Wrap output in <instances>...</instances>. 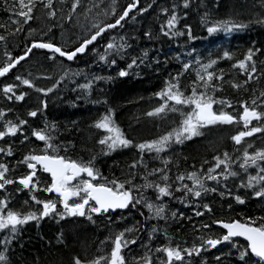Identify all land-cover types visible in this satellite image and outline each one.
<instances>
[{
  "label": "trees",
  "instance_id": "trees-1",
  "mask_svg": "<svg viewBox=\"0 0 264 264\" xmlns=\"http://www.w3.org/2000/svg\"><path fill=\"white\" fill-rule=\"evenodd\" d=\"M127 2L130 3V0H81L74 12L73 0H52L51 9L44 7L43 3H38L33 13L34 19L23 25L22 31H16L20 25L12 23L15 17L11 14L10 4L0 0V25H3L0 27V35L6 37L4 41H0V67L5 66L9 55L13 58L22 55L37 39L56 44L63 50L74 48L95 32L96 29L88 30L86 27L93 21L86 24V21L94 16L91 13L93 10L101 5L104 9L113 11L109 16L103 14L107 16L101 19L100 25H103L116 20L128 6ZM183 3L184 0H141L137 11L122 21L121 26L106 31L89 48L86 55L77 57L73 62H67L53 53L34 49L27 59L1 77L0 111L5 115L0 119V130H6L7 121L13 124H18L19 120L27 121L16 136L9 135L0 139V147L5 150L11 148L13 153L11 156L0 153V163L6 164L10 169L8 177L15 180L22 176L27 166L20 161L29 154H39L45 147L44 142L33 136V130L55 125V128L49 127L47 131L54 137L51 142L58 147L59 155L85 163L95 157L94 167L109 181L115 179L125 182L135 174L133 183L142 185L145 180L141 177L146 175L147 171L164 168L172 182L181 174L187 176L192 172L206 173L210 167H214V157L223 158L224 153L229 154L234 161L231 170L238 172L239 175L229 177L227 180L221 178L219 183L206 180L205 186L217 189L215 192H203L199 198L189 196L184 203L164 198L167 202L165 214L167 216L169 214L168 219L162 221L164 246L179 245L188 249L194 245L200 247L203 243L201 238L215 239L223 235L222 231L213 226L214 221L244 222L248 218L264 217V198L254 197L253 192L256 189L239 187L241 181H247L246 176L248 178L249 174L256 175L257 170L250 167L245 173L238 166L242 163L246 148L250 154L264 149V132L246 137L242 144L237 145L231 137L244 130L243 125H208L204 127L206 130L200 132L201 135L184 139L182 143L171 142L170 146L159 154V159L155 158L157 155L155 152L141 154L136 147L140 143L151 142L178 129L185 118L184 113L189 112V106L174 105L178 111L169 109L149 116V112L163 104L157 93L164 90L169 83H178L180 91L184 92L185 96L191 95L192 88L200 84L197 72L203 75V67L213 60L216 63L208 71L213 72L215 77L223 78L213 79L211 83L217 90L209 89L208 94L233 105L232 108H227L216 104L215 110L223 108L236 114L241 110V103H250L256 99L261 105L257 110L264 111V97H261V93H264V0H189L188 8H184ZM174 5L177 6L175 12L179 22L172 31L182 34L165 36L161 32V26L166 24ZM143 9L147 11H142ZM164 9H168L167 15ZM51 11H55V16L49 15ZM103 16L99 15L98 18ZM84 24L86 26L83 27ZM212 27L217 30L209 33L208 29ZM82 28H86L88 33L82 38L77 35L79 42L76 43V39L72 40L75 42L73 44L66 43L65 38H72L73 34ZM228 28L231 30H227ZM148 33L151 35H146ZM108 43H114L117 48L108 50ZM120 45L124 47L120 48ZM94 48L96 51L93 54L91 51ZM249 49L253 51L259 49L253 57L257 71L251 80L245 72L234 67L239 61L244 60ZM226 52L231 59L225 58ZM101 56H105V59L101 60ZM133 58L137 60V64L129 69L128 64ZM113 59L116 61L114 65L111 63ZM185 64L189 65L187 70L184 69ZM121 70H126L129 74L121 77L119 76ZM17 76L28 79L34 87L23 85L16 80ZM89 82H92L90 89L77 86ZM8 84L19 85L14 91L17 95L25 94L22 101L14 97L11 100L7 98L2 88ZM234 84L240 87H233ZM37 89L52 91L45 95ZM198 91H204L203 87H199ZM169 104L172 105V102ZM32 111L37 112L35 117L29 115ZM105 115H111L125 137L132 141L131 146L118 147L115 151L104 154L109 150L98 141L108 133L97 129L95 124ZM162 123L166 124L161 131L159 128ZM167 126L172 127L166 129ZM252 126L264 127V120L256 121ZM141 156L143 162L132 169L130 165L141 161ZM163 161L169 163L164 165ZM220 171L221 169H217V172ZM44 179L47 182V178ZM148 180L160 182L158 176H148ZM183 183L191 186L192 181L186 179ZM177 186L179 182L173 184V187ZM147 190L150 193L151 189ZM180 195L182 197L183 193H175L177 197ZM237 195L247 202L238 203L235 200ZM205 204L211 208L210 212L204 209ZM197 211L203 212V215L197 216L195 214ZM172 212L177 213L175 218L171 216ZM65 221L63 225L61 222L48 224L30 221L18 226L20 230L11 239V243L7 246L0 245V251L7 256V264H74V258L77 257L85 264H89L92 259L89 255L98 244L103 245V250L95 256L98 258L100 255H107L111 237L109 235L108 240L104 242L107 235L101 234L105 229L109 231V228L106 224L103 225L100 218L94 225L81 230L82 235L90 234L89 244L84 243L83 238L80 240L81 235H71V232H79L76 227L77 221ZM204 225L209 227L205 228ZM5 234L0 233V237ZM234 241L238 246L246 247L242 241ZM240 250L239 247H232L225 242L213 251L202 250L199 255L193 254L192 257L195 259L192 263L244 264V261L238 259ZM217 256L220 257L219 260L216 259ZM199 257L205 260L201 261ZM246 259L249 264H254V257Z\"/></svg>",
  "mask_w": 264,
  "mask_h": 264
},
{
  "label": "snow or ice",
  "instance_id": "snow-or-ice-1",
  "mask_svg": "<svg viewBox=\"0 0 264 264\" xmlns=\"http://www.w3.org/2000/svg\"><path fill=\"white\" fill-rule=\"evenodd\" d=\"M4 2L10 4L11 14L15 17L12 23L20 25L16 31H22L23 25L28 24L34 19L33 13L38 3H43L46 8H52V0H47L46 3L44 0H4ZM80 3L81 0H73V12L79 7ZM138 3L139 0H134L133 3L129 4L114 23L106 24L103 27L98 24L93 25V27L96 28L95 33L92 34L90 38L85 39L81 45L73 51L66 52L62 50L61 47H57L52 43L34 42L31 47L26 49L25 55L18 58H13L9 55L8 62L5 66L0 67V77H4L8 74L10 70L19 64L20 61L24 60L34 48L48 49L54 53H58L61 57H66L69 61L73 60L77 54L84 53L88 45L96 41L104 32L121 26V21L129 16V13L136 8ZM176 7V5L173 6L172 14L167 19L166 24L161 26V32L165 36L182 34L172 31L179 22V17L175 12ZM183 7H189V0H184ZM142 11H147V9H143ZM163 11L166 15L168 14V9H164ZM49 15L55 16V11L49 12ZM0 27H3V25H0ZM232 27H246V25H232ZM165 29H167V31H165ZM216 30L217 29L214 27L208 29L209 33L215 32ZM227 30L230 31L231 28ZM146 35L150 36L151 34L148 33ZM5 39V36L0 35V41H4ZM119 47L123 48L124 45H120ZM114 48H117V45L114 43L107 44L108 50ZM258 51L259 49L255 51L249 49L244 60L234 65V67H238L245 72L249 80L254 78L253 74L257 71L253 57ZM145 55L147 54L145 53ZM224 56L225 58L231 59L227 52L224 53ZM100 58L104 60L105 56H101ZM111 63L114 65L116 63L115 59H113ZM215 63L216 61L213 60L205 65L203 67V75L199 71L197 72V80L200 84L192 88L191 95L185 96L184 92L180 91L178 83H169L164 90L157 93V96L163 101V104L153 112H149V116L157 115L169 109L171 111H178L179 109L174 105L189 106L191 111L184 113L185 118L178 129L162 135L157 140L136 145L141 154L145 152H155L157 154L155 158L159 159V154L170 146L173 139L176 143H182L184 139H191L193 136L201 135L199 129L208 125L242 123L244 130L238 131L236 135L231 137L237 145L242 144L246 137L264 132V127L262 126L250 127L252 121L255 120L259 122L264 120V111L257 110L261 105L257 103L256 99H253L250 103H241L240 107L242 108V112L236 114L225 111L223 108L221 110H214V105L216 104H220L227 108L233 107L230 102L217 100L212 95L208 94L209 89L212 91L217 90L216 86L211 83L213 79L223 78L222 76L215 77L213 72L208 71ZM136 64L137 60L133 58L132 62L128 64V68L131 69ZM188 68L189 65L185 64L184 69L187 70ZM128 74L126 70H121L119 72V76L121 77L127 76ZM16 80L20 81L25 86L34 87L28 79H22L20 76H17ZM18 86L19 85L8 84L2 88V91L9 100L14 97L16 100L22 101L25 94L21 93L17 95L14 91ZM79 87L86 90L90 89L91 82L79 85ZM199 87H203L204 91H198ZM233 87H240V85L234 84ZM37 91L47 95L52 89H37ZM261 97H264V93H261ZM169 102H173L172 105H170ZM44 106L46 107V104ZM4 115L5 113L0 111V119H2ZM29 115L35 117L37 112L32 111ZM5 123L6 130H0V139L9 135L16 136L27 121L19 120L18 124H13L11 121ZM49 127L55 128V125H46L44 129L33 130V136L37 140L44 142L45 147L40 150L39 154H29L20 161V163L25 164L29 169L26 175L20 176L15 180L9 178V167L4 163H0V190H4L8 185L17 183L21 185L23 189H27L33 193L36 191L55 193L60 198L59 202L64 211H57V203L55 201L40 200L35 195H32V201L42 207L37 211L28 212L26 215H23L9 208L10 200L7 198L0 199V233H6L0 237V245L7 246L11 243V239L20 230L18 226H22L30 221L39 223L40 220L53 214L58 215L60 219H65L66 216H86L87 219L91 221V214L102 215L110 211L123 210L130 206L135 208L137 205H142L151 213L147 219L166 220L168 219V216L165 214L166 204L163 202L156 203L155 201H163L164 198H170L177 199L180 203H184L189 196L199 198L203 192H215L217 190L215 188H207L205 186L206 180L217 181L219 183L221 178L227 180L229 177H237L239 175L238 172L231 170V165L234 161H232L228 153H224L223 158L214 157L215 165L214 167H210L206 173L203 171H201V173L192 172L187 176L181 174L176 176L175 181L172 182H170L171 178L164 168L147 171L146 175L141 177L145 180V183L142 185L133 183L136 178L135 174L132 175L131 179L125 182H119L115 179L109 181L107 178L102 177L99 170L94 167L95 157L85 163L59 155L58 147L51 142L54 137L47 131ZM95 127L108 133V135H105L98 141L100 145H105L109 150L104 153L105 155L109 154L111 151H115L118 147H129L132 145V141L125 137L122 130L112 120L111 115L103 116L96 122ZM25 139H27V137H25ZM248 147H252V145H248ZM0 153H5L8 156L13 155L11 148L5 150L0 147ZM142 162L143 156H141V161L134 162L130 167L135 169L138 163ZM164 163L167 165L169 161H164ZM238 166L243 169L245 173L248 172L250 167H254L257 170L256 175H248L246 182L241 181L239 187L256 189L253 192L254 197L264 198V149L257 150L253 154H250L247 149H245L242 163ZM145 167L147 166L145 165ZM217 169H221V171L217 172ZM38 170L49 174L51 177L50 184H47L43 188L38 187L40 184V180L37 176ZM82 176H86L87 179H81ZM148 176H158L160 182L156 180L149 181ZM186 179L192 181L191 186L187 183H183ZM176 182H179V186L173 187V184ZM147 189H153L155 201L149 200L144 195V191ZM176 192H182L183 196L176 197ZM221 195H223V193H221ZM235 200L240 204L245 203L244 199L239 195L235 196ZM70 201L72 202L70 203ZM25 203L28 202L25 201ZM203 207L205 210L211 211V208L207 204L203 205ZM195 214L201 216L203 212L197 211ZM141 215L143 216V213H141ZM180 215L182 216L183 214L181 213ZM171 216L175 218L177 213L172 212ZM214 223L226 229V234L215 239L208 238L204 240L201 238L203 241L201 246L197 247L194 245L191 249L181 248L179 245L175 247H158L155 251L162 252L166 257V259L161 260L160 264H176V262L184 264L186 256L191 257L193 254L199 255L202 250L207 251L210 250V248H216L218 245L225 242L231 244L232 247H239V249H241L238 259L244 261V264H249L246 257H254V264H264V217L258 219L248 218L244 222L233 220L231 222L214 221ZM204 227L207 228L209 225H204ZM130 231H132V229H125V231L111 238L112 247L110 252L107 255H100L97 259L89 262V264H126L125 256L122 254L123 249L128 247L129 244L136 243V240L129 241L125 239V232ZM156 231L157 229L153 227L152 232L154 233ZM237 237H242L247 242L246 247L238 246L235 243L234 238ZM149 238L151 239V236ZM205 245L210 247H204ZM216 259L219 260L220 257L217 256ZM140 261H142V264H153L152 257L147 253L140 258ZM0 262L7 264V256L3 251H0ZM74 264H85V262L77 257L74 258Z\"/></svg>",
  "mask_w": 264,
  "mask_h": 264
},
{
  "label": "flooded vegetation",
  "instance_id": "flooded-vegetation-1",
  "mask_svg": "<svg viewBox=\"0 0 264 264\" xmlns=\"http://www.w3.org/2000/svg\"><path fill=\"white\" fill-rule=\"evenodd\" d=\"M28 172H29V169L27 168L26 172L23 175H26ZM42 173H43L42 171L38 170L37 176L39 177ZM81 179H87V177L82 176ZM48 181H49L48 184H50V182H51L50 179H48ZM46 185L47 184H39L38 187L43 188ZM19 186H21V185H19L17 183H14L12 185H8V186H6V188L4 190H1L0 193H3L5 191H7V189H8V191L11 193L12 196H14L16 198H17V196H19L18 197L19 202H20V200H23V201L27 200L28 202H31L32 204L34 203V201H32L31 197H32V195H35L40 200L55 201L57 203V211L58 212L64 211L62 205L59 202L60 198L57 196V194L47 193L44 191H36V192L32 193L29 190L23 189L22 187H19ZM13 188L18 189V191L16 189L14 190ZM148 193H149V190L144 191V195L149 200L155 201V193H154L153 189L150 190L149 194ZM71 202L72 201H70V203ZM155 202L161 203L162 201H155ZM41 207L42 206L39 205V209ZM141 213H143V216L141 215ZM91 215H92V220L90 221L87 219L86 216L85 217L66 216L65 219H60L59 216L56 217V215L53 214V215L49 216L50 218L45 217L44 219L40 220L39 222L40 223L51 222L52 224H54L53 223L54 221L49 220V219L54 218V219L60 220V221H56V222L57 223L61 222L62 225L66 222L65 220L77 221V224L80 225L82 223L94 224L99 218H109V220L112 222V226L114 228H116V224L118 226L120 223H125V224H123V226H124L123 231H125V229H132V231H130V232H125V239H127L129 241L130 240H136L135 244H129L128 247L123 249L122 254L125 256L126 264H138V262H139V264H142V261H140V258L143 257L146 253L148 255H151L153 264H160L161 260L166 259L162 252H156L155 251V249L158 247H164L163 241H162L163 240V233H164V226H162L163 220H161V219H155V220L154 219H148V220H146L147 217H149L151 215V213L149 212V210L147 208L143 207L142 205H137L135 208L130 206L129 208L124 209V210L110 211L109 213H105L102 215H96V214H91ZM153 227H155L157 229V231L154 232V236H153V232H152ZM150 236H151V239L149 238ZM139 245H140V247H139ZM140 253H142V254H140ZM136 255H140V256H136ZM92 258L93 259H91V260L93 261V260L97 259V256H93ZM185 260H186V258H185ZM176 264H181V262H176Z\"/></svg>",
  "mask_w": 264,
  "mask_h": 264
},
{
  "label": "rangeland",
  "instance_id": "rangeland-1",
  "mask_svg": "<svg viewBox=\"0 0 264 264\" xmlns=\"http://www.w3.org/2000/svg\"><path fill=\"white\" fill-rule=\"evenodd\" d=\"M102 8H103V6H101V5H99V7H98V9H96V10H93L91 13L94 15L93 17H90L89 19H88V22L86 21V24H88L90 21H92L90 24H89V26H86V24H84L83 25V27L84 26H86L87 27V29L88 30H94V29H96V28H94L93 27V25H95V24H98V25H100L101 24V19H104V18H106L107 16H109L113 11L112 10H107V9H104L103 8V10H102ZM102 10V11H101ZM104 13H106L107 14V16L106 15H104L103 16V14ZM99 15L100 16H103V18H98L99 17ZM86 28H82L80 31H76V33L75 34H73V36H72V38L71 37H67V38H65V41H66V43H75V42H73L72 40H76L77 39V35H80L81 36V38L82 37H84L87 33H88V30H87ZM65 37V36H64ZM80 40H76V43L77 42H79ZM62 44H64V45H66L65 43H62ZM95 51H96V48H94V49H92V53L94 54L95 53ZM189 111H191V108L189 109ZM164 123H162V124H160V128H159V130H161V128H162V130L164 129V126H165V124L163 125ZM172 126H167L166 127V129H168V128H171ZM207 128H204V127H202V128H200L199 129V131L200 132H202V131H204V130H206ZM161 130V131H162ZM158 138H155L154 140H157ZM172 142H175L174 141V139H173V141ZM245 146V145H244ZM40 184H44V183H46V181L45 182H43V180H42V177H40ZM209 188H211V187H209ZM33 193V192H32ZM43 197V196H42ZM5 198H7L8 200H10V203H11V201L14 203V204H17L21 209H23L22 211H19L21 214H23V215H26L28 212H34V211H37V210H39V204H36L35 202L32 204L31 202H28L27 200H20V202H17L16 201V197H14V196H12L11 195V193L8 191V189H7V191H5L4 193H2V195L0 196V199H5ZM25 201H27L28 203H25ZM10 203H9V206H10ZM56 217H58V215H56ZM50 221H54V222H56V221H59L58 219H49ZM101 221L103 222V225L104 224H106L107 225V227L109 228V231H107V229H105V230H103V232H102V234H101V236H105V235H107V238H105V240H104V242L105 241H107L108 240V238H109V235L110 234H113L114 235V227L112 226V222L110 221V220H108V219H101ZM82 224H84V225H89V226H92V225H94V224H88V223H82ZM123 224L124 223H120V231H118L119 233L120 232H122L123 231ZM77 227V226H76ZM70 228V227H69ZM70 230H73V229H71L70 228ZM79 230V232H77V231H74L73 233L71 232V235H81V237H80V240L82 239L83 240V242L84 243H87V244H89L88 243V241H90L91 240V238H90V236H88V235H90V234H86V235H82V233L83 232H81L80 231V229H78ZM85 231H87V230H85ZM118 232L116 233V234H118ZM86 233V232H85ZM70 234V233H69ZM75 237V236H74ZM111 241V240H110ZM102 244H98L94 249H93V251L91 252V255H97L100 251H102L103 250V248H102ZM188 261H190L189 259H186L185 260V262H184V264H192L191 263V261L188 263Z\"/></svg>",
  "mask_w": 264,
  "mask_h": 264
},
{
  "label": "bare ground",
  "instance_id": "bare-ground-1",
  "mask_svg": "<svg viewBox=\"0 0 264 264\" xmlns=\"http://www.w3.org/2000/svg\"><path fill=\"white\" fill-rule=\"evenodd\" d=\"M139 1H141V0H139ZM202 1H203V0H202ZM127 3H128V2H127ZM128 4H129V3H128ZM249 4H250V3H249ZM253 4H254V3H253ZM126 8H127V7H126ZM126 8H125V9H126ZM139 8H140V7H139ZM139 8H136V10H134L133 12L137 11V9H139ZM125 9H124V10H125ZM124 10H123V11H124ZM119 11H121V10H119ZM119 11H118V12H119ZM123 11L121 12V14L123 13ZM133 12H130L129 15L132 14ZM121 14H120V15H121ZM246 15H247V14H246ZM113 16H114V15H113ZM110 17H111V16H110ZM127 18H128V17H127ZM127 18H125V19H127ZM253 20H254V19H253ZM263 20H264V18H263ZM123 21H124V20H123ZM260 21H261V20H260ZM260 21H259V22H260ZM256 24H257V23H256ZM104 25H106V24H103L102 26H104ZM88 26H89V25H88ZM259 31H260V30H259ZM259 31H258V32H259ZM15 39H16V38H15ZM37 40H38V39H37ZM45 42H46V41H45ZM82 42H83V41H81L80 43H78L74 48H76L77 46H79ZM93 44H95V43H93ZM93 44H92L91 46L88 47L86 53L88 52L89 48L93 46ZM86 53H85L84 55H86ZM51 54H52V53H51ZM82 56H83V55H82ZM79 57H81V56H79ZM85 57H86V56H85ZM89 59H90V58H89ZM96 59H97V58H96ZM48 61H49V60H48ZM80 62H81V61H80ZM83 62H84V61H83ZM101 62H102V61H101ZM84 65H86V64H84ZM95 65H96V64H95ZM97 66H98V65H97ZM79 67H80V66H79ZM81 67H82V66H81ZM90 67H91V64H90ZM85 68H86V67H85ZM85 68H84V69H85ZM96 69H97V68H96ZM82 70H83V69H82ZM86 71H87V70H86ZM92 74H93V72H92ZM106 75H108V74H106ZM56 77H57V76H56ZM62 77H63V76H62ZM84 78L86 79V75H85ZM90 78L92 79L93 77L91 76ZM94 78H95V77H94ZM98 78H99V76H98ZM110 78H111V77H110ZM239 78H240V77H239ZM87 79H88V78H87ZM116 79H117V78H116ZM32 81H34V80H32ZM83 81H84V80H83ZM87 81H89V80H87ZM80 82H81V81H80ZM82 83H83V82H82ZM91 83H92V82H91ZM80 84H81V83H80ZM77 86H79V85H77ZM255 86H256V85H255ZM258 102H259V101H258ZM260 102H262V101H260ZM172 103H173V102H172ZM234 108H235V107H234ZM125 117H126V116H125ZM131 123H132V122H131ZM133 125H134V124H133ZM135 125H136V124H135ZM139 127H141V126H139ZM149 127H150V126H149ZM149 129H150V128H149ZM145 130H146V129H145ZM152 130H153V129H152ZM142 131H143V130H142ZM140 133H141V132H140ZM224 134H225V132H224ZM226 134H227V133H226ZM235 135H236V134H235ZM143 136H144V135H143ZM222 136H223V135H222ZM261 136H262V135H261ZM140 137H141V135H140ZM256 137H257V136H256ZM258 137H259V136H258ZM222 138H223V137H222ZM254 139H255V138H254ZM260 140H261V139H260ZM231 141H232V140H231ZM261 141H262V140H261ZM220 142H221V141H220ZM222 142H223V141H222ZM233 142H234V141H233ZM189 143H190V142H189ZM228 144H229V143H228ZM230 144H231V143H230ZM247 146H248V145H247ZM261 146H262V145H261ZM263 146H264V145H263ZM245 147H246V146H245ZM263 148H264V147H263ZM246 149H247V148H246ZM253 150H254V149H253ZM255 150H256V149H255ZM255 150H254V151H255ZM261 150H262V148H261ZM205 153H206V152H205ZM249 153H250V152H249ZM253 153H254V152H253ZM164 154H166V153H164ZM164 154H163V155H164ZM163 155H162V156H163ZM237 155H238V154H237ZM165 156H166V155H165ZM183 156H184V155H183ZM163 157H164V156H163ZM166 157H168V156H166ZM159 158H160V157H159ZM162 159H163V158H162ZM153 160H154V159H153ZM163 160H164V159H163ZM165 160H167V159H165ZM241 161H242V160H241ZM149 162H150V161H149ZM163 162H164V161H163ZM151 164H152V163H151ZM164 165H165V163H164ZM172 166H173V165H172ZM168 167H170V166H168ZM147 169H148V168H147ZM156 169H157V168H156ZM255 170H256V169H255ZM252 171H253V170H252ZM253 172H254V171H253ZM183 173H185V172H183ZM199 173H200V172H199ZM254 174H255V173H254ZM183 175H185V174H183ZM246 179H247V176H246ZM190 182H191V181H190ZM206 184H207V183H206ZM19 187H22V186H19ZM13 189H14V188H13ZM15 189H16V188H15ZM15 189H14V190H15ZM16 190L18 191V189H16ZM26 190H27V189H26ZM0 192H1V191H0ZM22 192H23V191H22ZM209 192H210V191H209ZM153 194H154V193H153ZM153 194H152V195H153ZM178 197H179V196H178ZM180 197H181V195H180ZM204 197H205V196H204ZM246 198H247V197H246ZM246 198H245V199H246ZM169 200H170V199H169ZM253 200H254V199H253ZM202 201H203V200H202ZM245 201L247 202V200H245ZM194 202H195V201H194ZM174 203H175V202H174ZM253 203H254V202H253ZM257 205H258V204H257ZM261 206H262V205H261ZM197 207H198V206H197ZM168 209H169V208H168ZM176 209H177V208H176ZM119 211H120V210H119ZM167 212H168V211H167ZM189 212H190V211H189ZM146 214H147V213H146ZM147 215H148V214H147ZM168 216H169V214H168ZM49 218H50V217H49ZM122 219H123V218H122ZM76 220H77V219H76ZM146 220H148V219H146ZM154 220H155V219H154ZM45 221H46V220H45ZM125 221H126V220H125ZM49 223H51V222H49ZM49 223H48V224H49ZM124 224H125V223H124ZM162 224H163V223H162ZM119 225H120V224H119ZM130 225H131V224H130ZM88 226H89V225L80 224V225L77 226V228L80 229V231H81L82 228H84V227H88ZM116 226H117V224H116ZM162 226H163V225H162ZM123 227H124V226H123ZM126 227H127V226H126ZM92 229H93V228H92ZM90 230H91V229H90ZM123 230H124V229H123ZM88 231H89V230H88ZM119 231H120V230H119ZM93 232H94V231H93ZM95 233H96V232H95ZM118 233H119V232H118ZM155 234H156V233H155ZM164 235H165V234H164ZM153 236H154V233H153ZM154 239H155V238H154ZM156 240H157V239H156ZM32 241H33V240H32ZM32 241H31V242H32ZM162 241H163V240H162ZM139 242H140V241H139ZM139 242H138V243H139ZM145 242H146V241H145ZM145 242H144V243H145ZM35 243H36V242H35ZM146 243H147V242H146ZM243 243H244V242H243ZM36 244H37V243H36ZM39 244H40V243H39ZM140 244H141V243H140ZM245 245H246V244H245ZM159 246H160V245H159ZM165 246H166V245H165ZM139 247H140V245H139ZM143 247H144V246H143ZM137 249H138V248H137ZM147 249H148V248H147ZM144 250H145V249H144ZM143 252H144V251H143ZM147 252H148V251H147ZM148 253H149V252H148ZM151 253H152V252H151ZM83 254H84V253H83ZM136 254H137V253H136ZM140 254H142V253H140ZM89 256L93 257V256H95V255H89ZM136 256H140V255H136ZM136 256H135V257H136ZM150 256H151V255H150ZM85 258H86V257H85ZM88 258H89V257H88ZM92 259H93V258H92ZM138 259H139V258H138ZM194 259H195V258H194ZM199 259H200L201 261H204V260H205L203 257H199ZM91 261H92V260H91ZM201 261H200V262H201ZM189 262H190V261H188V263H189ZM191 263H192V262H191ZM198 264H199V263H198Z\"/></svg>",
  "mask_w": 264,
  "mask_h": 264
},
{
  "label": "water",
  "instance_id": "water-1",
  "mask_svg": "<svg viewBox=\"0 0 264 264\" xmlns=\"http://www.w3.org/2000/svg\"><path fill=\"white\" fill-rule=\"evenodd\" d=\"M138 6H139V3L137 4L136 8H138ZM127 7H128V6H127ZM136 8H134L133 11L136 10ZM133 11H132V12H133ZM102 27H103V26H102ZM109 30H111V29H109ZM104 33H105V32H104ZM104 33H103V34H104ZM103 34H102V35H103ZM90 37H91V36H90ZM90 37H89V38H90ZM99 37H100V36H99ZM99 37H98V38H99ZM98 38H97V39H98ZM96 41H97V40H96ZM96 41H94L93 43H95ZM37 42H41V41H37ZM93 43H92V44H93ZM92 44L88 45V47L91 46ZM80 45H81V44H80ZM80 45H79V46H80ZM55 46H56V45H55ZM79 46H77L76 48H78ZM30 47H31V46H30ZM57 47H58V46H57ZM88 47L86 48V50H85L84 53H79V54H77L76 57L84 55V54L86 53ZM76 48H74V49H72V50H70V51H73V50H75ZM34 49H36V48H34ZM32 50H33V49H32ZM44 50H45V51H48V52H51V53H54V52H52L51 50H48V49H44ZM70 51H66V52H70ZM55 54L58 55L59 57H61L58 53H55ZM23 55H25V53H24ZM23 55H20V56H23ZM28 55H29V54H28ZM28 55L26 56V58L28 57ZM20 56H19V57H20ZM76 57H75V58H76ZM16 58H18V57H16ZM26 58H25V59H26ZM61 58L65 59V60L68 61V62H72V61L75 59V58H74L73 60L69 61V60H67L66 57H61ZM25 59H24V60H25ZM22 61H23V60H22ZM22 61H20V62H22ZM17 65H18V64H17ZM17 65H16V66H17ZM16 66H15V67H16ZM15 67H14V68H15ZM14 68H12V69H14ZM12 69H11V70H12ZM11 70H10V71H11ZM254 121H255V120H254ZM254 121H252V122H254ZM46 174H47V173H46ZM48 175H49V174H48ZM49 176H50V175H49ZM123 210H124V209H123ZM224 222H231V221H224ZM214 226H215V227H218V228H220V229H222V230L225 231V232L227 231L226 229H223L221 226L217 225L216 223H214ZM237 238L244 240L242 237H237ZM244 241H245V240H244ZM245 242H246V241H245ZM246 243H247V242H246Z\"/></svg>",
  "mask_w": 264,
  "mask_h": 264
}]
</instances>
